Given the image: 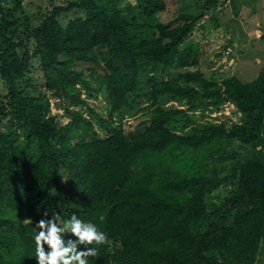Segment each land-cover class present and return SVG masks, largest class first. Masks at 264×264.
Returning <instances> with one entry per match:
<instances>
[{
	"label": "trees",
	"instance_id": "1",
	"mask_svg": "<svg viewBox=\"0 0 264 264\" xmlns=\"http://www.w3.org/2000/svg\"><path fill=\"white\" fill-rule=\"evenodd\" d=\"M135 1L56 6L30 31V53L19 29L21 3L5 9L0 0V78L8 89L0 95V264H37L34 227L46 212L62 220L75 213L106 232L88 264L258 263L264 158L238 159L231 142L264 143V67L250 83L189 69L200 65L191 37L203 15L184 9L164 22L167 0ZM73 10L81 14L63 24L59 16ZM32 57L44 89L32 83ZM169 67L180 69L178 77L158 79L156 70ZM89 78L107 95L109 123L119 119L107 137L80 112L65 124L50 114L47 91L81 102L74 91L89 87ZM227 102L241 121L198 125L189 115ZM145 112L136 130L124 128V119ZM228 185L231 194L211 210L208 197Z\"/></svg>",
	"mask_w": 264,
	"mask_h": 264
},
{
	"label": "rangeland",
	"instance_id": "2",
	"mask_svg": "<svg viewBox=\"0 0 264 264\" xmlns=\"http://www.w3.org/2000/svg\"><path fill=\"white\" fill-rule=\"evenodd\" d=\"M73 0H2L5 9H11L18 3H21L22 10L19 12V29L22 31V37H25L27 50L32 53V42L29 37L30 31L39 25L44 18L49 15L56 6L66 5ZM214 7L210 5L209 0H167L168 7L165 12L159 14L160 21H170L184 9L193 13L202 14L203 18L193 28L191 41L200 45V65L192 66L189 69L195 70L200 68L207 77L218 82L236 76L244 83H250L255 80L264 67V41L249 42V38L241 37L240 33H254L253 39L257 40L256 32L264 31V0H217ZM131 3L136 4L135 0H122V6ZM79 10H73L70 13L62 14L59 20L66 24L70 19L80 15ZM26 30H29L26 31ZM28 32V33H27ZM237 33V36L235 34ZM249 42V43H248ZM228 47L232 48L230 55H226ZM24 52L21 51L20 54ZM31 72L33 77L32 83L36 87H43L45 79L40 69L39 59L30 58ZM81 68L89 72V64H80ZM143 70L151 71L150 67L144 66ZM180 69L169 67L166 69L159 68L155 74L158 79L177 78ZM147 80V72L142 73L141 81ZM89 87L78 86L74 93L84 102H78L73 98L56 96L47 91L51 99V115L61 124L70 121L72 114L82 113L85 117L91 119L94 123L95 130L100 137H107L111 134V127L118 126L119 119L115 124L109 123V100L103 91H98L97 85L92 78L88 79ZM8 89L4 81L0 78V95L5 96ZM178 106L177 104H174ZM188 107V106H184ZM104 118L106 122H103ZM193 121L198 125L208 123L227 122L229 125L241 121V114L235 112V107L231 103H224L220 106L208 105L200 107L189 112ZM148 118L147 112L142 113L134 118L124 119V128L126 130H136L140 126L142 119ZM174 129L180 133L186 131V128L175 126ZM231 147L238 154V159L246 160L253 155H259L264 158V148L257 151V145L264 146L262 141L252 145H244L237 140L231 142ZM230 157V155H229ZM61 182L66 184L61 194L68 198L71 189L69 184V175L63 171ZM233 185L222 186L213 191L208 197V206L211 210L217 208L225 196L231 194ZM65 191V192H64ZM54 194V190L52 191ZM113 249L119 248L117 241H108ZM264 264V242L262 244L258 263Z\"/></svg>",
	"mask_w": 264,
	"mask_h": 264
},
{
	"label": "clouds",
	"instance_id": "3",
	"mask_svg": "<svg viewBox=\"0 0 264 264\" xmlns=\"http://www.w3.org/2000/svg\"><path fill=\"white\" fill-rule=\"evenodd\" d=\"M264 146L257 145V151ZM34 229L35 259L37 264H88L97 246L106 243L108 236L96 224L73 213L67 219L57 214H44ZM70 234V235H69ZM84 245L78 250V246ZM91 245V246H90Z\"/></svg>",
	"mask_w": 264,
	"mask_h": 264
},
{
	"label": "crops",
	"instance_id": "4",
	"mask_svg": "<svg viewBox=\"0 0 264 264\" xmlns=\"http://www.w3.org/2000/svg\"><path fill=\"white\" fill-rule=\"evenodd\" d=\"M252 35H254V33H252ZM252 35H250V32H246V33L242 32V33H240V36L246 38V40L249 38V40H248L249 42L264 41V39H257V40L253 39ZM235 36H237V33L235 34ZM231 104L235 107V112L238 113L237 107L233 103H231Z\"/></svg>",
	"mask_w": 264,
	"mask_h": 264
},
{
	"label": "built area",
	"instance_id": "5",
	"mask_svg": "<svg viewBox=\"0 0 264 264\" xmlns=\"http://www.w3.org/2000/svg\"><path fill=\"white\" fill-rule=\"evenodd\" d=\"M263 34H264V31L258 30L255 35H256V38H261ZM232 51H233L232 48L228 47L226 51V55H230Z\"/></svg>",
	"mask_w": 264,
	"mask_h": 264
}]
</instances>
